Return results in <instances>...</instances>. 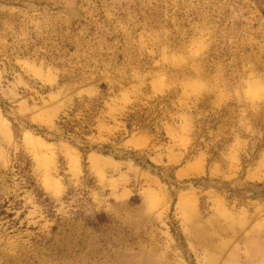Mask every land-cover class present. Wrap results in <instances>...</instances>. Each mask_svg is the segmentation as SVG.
I'll list each match as a JSON object with an SVG mask.
<instances>
[{"label":"rangeland","instance_id":"obj_1","mask_svg":"<svg viewBox=\"0 0 264 264\" xmlns=\"http://www.w3.org/2000/svg\"><path fill=\"white\" fill-rule=\"evenodd\" d=\"M113 263L264 264V0H0V264Z\"/></svg>","mask_w":264,"mask_h":264},{"label":"bare ground","instance_id":"obj_2","mask_svg":"<svg viewBox=\"0 0 264 264\" xmlns=\"http://www.w3.org/2000/svg\"><path fill=\"white\" fill-rule=\"evenodd\" d=\"M196 230V229H195ZM195 232V231H194ZM208 234V233H207ZM206 237V236H205ZM203 241V240H202ZM131 256V255H130ZM127 258V257H126ZM129 258V257H128ZM147 261V260H146ZM126 262V261H125ZM147 263V262H146ZM114 264V263H113ZM126 264V263H125Z\"/></svg>","mask_w":264,"mask_h":264}]
</instances>
